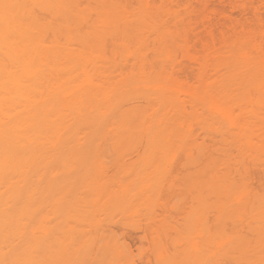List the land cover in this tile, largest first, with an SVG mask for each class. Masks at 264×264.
<instances>
[{"label": "bare ground", "instance_id": "1", "mask_svg": "<svg viewBox=\"0 0 264 264\" xmlns=\"http://www.w3.org/2000/svg\"><path fill=\"white\" fill-rule=\"evenodd\" d=\"M248 1L234 0L233 6L254 12L252 0ZM192 4L191 0H0V264H132L128 244L108 227L120 218L126 224L124 217L135 218L141 212L146 227L142 214L135 220L131 217V222L142 223L132 222L137 226L131 227L148 228L149 234L154 230L150 240L142 233L152 243L147 251L155 254L154 264H212L216 248L231 242L224 243L223 238V243L214 244L219 238L211 233L206 215L213 208L207 205L212 197L229 198L233 164L242 159L264 163V47L256 33L263 25L257 17L254 24L228 19V29L214 34L210 25L208 38L193 41ZM179 58L191 62L192 74L181 67ZM136 145L141 156L134 153L141 159L136 155L133 162ZM187 149L195 153L193 163L188 162L195 169L186 173L187 180L181 175L188 183L179 179L185 183L179 181V186H189L190 194L194 187L197 193L191 195L197 200L187 189L177 190L178 177L176 181L171 177L174 182L168 186L173 170L170 176L165 172L172 165L166 158L174 159ZM129 150L133 157L129 154L125 165L122 159ZM61 158L68 159L67 170L63 164V171L58 170ZM137 159L143 163L141 169ZM131 163L137 173L128 166ZM121 169L125 174H119ZM164 173L169 176L167 188L179 192L174 197L186 193L192 203L197 201V210L191 204L195 210L189 211H195L196 221L193 214L192 221L188 213L184 217L198 226L195 240L188 241L193 242L190 249L182 240L183 228L179 227V237L174 224L167 225L169 231L162 227L171 217L164 216L167 211L161 216L153 214L154 206L153 213L145 211L152 199L149 205L156 202V207L164 199L159 198L167 189L160 182ZM142 181L149 183L147 189H142ZM148 188L160 191L154 194L159 201L163 198L160 203L153 202L151 194L142 197ZM138 199L142 202L134 204L140 211L135 207L137 213L130 214ZM66 206L74 216L67 214L70 210L64 213ZM107 210L112 223L105 221L111 218L104 217ZM149 218L163 230L154 221L157 230L153 229ZM173 227H177L171 232L174 236L170 233L173 237L164 235ZM160 231L165 237L160 238ZM168 237L177 239L168 240L169 248L163 242ZM223 252H217L218 261L230 255ZM214 259V264H221Z\"/></svg>", "mask_w": 264, "mask_h": 264}, {"label": "rangeland", "instance_id": "2", "mask_svg": "<svg viewBox=\"0 0 264 264\" xmlns=\"http://www.w3.org/2000/svg\"><path fill=\"white\" fill-rule=\"evenodd\" d=\"M153 1H157V0H153ZM181 1H184V0H181ZM247 2H249L248 0H246ZM251 1V0H250ZM264 0H262V2H263ZM193 2V4H192V6H193V8H194V10L192 11V16H191V18H190V25H192V27H193V30H191L192 32H191V34H189V36L191 35L192 36V40L193 41H198L199 40V38H208L207 37V33H206V28H208V26H210L211 28H212V30H213V33L214 34H217V33H219V31L220 30H225V29H228L227 28V24L229 23V21H228V19H230V21L232 20L234 23H238V22H244V24H246L247 22L250 24V22H252L253 20L255 21L256 20V17L257 18H260L261 19V25H263V26H261V28H260V32L258 33V32H256L258 35H257V38H258V40H259V42H261L262 41V46L264 47V3H262L261 2V0H252L251 2H253V7L255 8V11L254 12H257V15H255L254 14V12L253 11H249V10H245V9H243V8H239L238 9V7L236 8V6L234 7L233 5H234V0H191V3ZM263 4V5H262ZM235 8V9H234ZM216 11H223L226 15H229V16H227V17H223L222 15H224V16H226L225 14H219V13H217ZM214 12V13H213ZM232 13V14H231ZM232 15V19H231V15ZM222 16V17H221ZM230 17V18H229ZM225 18H227V19H225ZM192 20V21H191ZM252 20V21H251ZM250 21V22H249ZM253 21V24L255 23ZM228 22V23H227ZM243 24V23H242ZM252 24V23H251ZM255 25H257L258 26V24H257V22H256V24ZM191 27V28H192ZM257 28V27H256ZM258 31V30H257ZM189 33H190V31H189ZM256 37V36H255ZM257 38H255V39H257ZM191 39H190V41H191ZM193 41L191 42V43H193ZM196 43H198V42H196ZM198 47V46H197ZM193 49V48H192ZM194 50V49H193ZM192 50V51H193ZM196 50H198V48L196 49ZM179 54V53H178ZM180 56H181V53H180ZM180 59V63H181V67H183L184 69H186V73L187 74H189L191 71H194L193 70V68H192V65H191V62H189L188 60H186V59H183V58H179ZM189 72V73H188ZM186 73H185V75H186ZM190 74H192V73H190ZM189 74V75H190ZM182 75V74H181ZM192 76L193 75H191V78H192ZM183 77H184V74H183ZM191 80V79H190ZM189 81V80H188ZM139 148H140V150L142 151V149H141V147H140V145H136V147H135V149H133V150H135V151H133V150H129V152L127 153V151L125 152V156L127 155V158L126 159H122V162L124 163L125 162V165L127 164L126 163V161L125 160H129V157L128 156H130L131 155V153H130V151H133V153H132V155L133 156H135V157H133L132 155H131V157H133V162H134V159L136 158V155L139 157V159H141L140 158V156H141V151L139 150ZM190 150L191 149H187V150H185V151H187V154H189L190 155V159L188 160V159H186V156H184L183 154L185 153V151H184V153H183V151L181 152V151H179V154L178 155H176V157L174 158V159H172L174 156V154L172 155L173 157L171 158V156L170 157H168V158H166L167 159V163H169V164H172V165H168V164H166V165H168V170H166L165 172H167V174L168 173H170L172 170V172H171V174L170 175H172V176H170L169 174V176H170V178H168V180L170 181V183H168V186H170L171 184L173 185V183L172 182H174V181H171L173 178H171V177H174V180L176 181V179H175V177L177 178V181H176V183H178L177 184V190L178 191H180V193L181 192H184L186 189H184V187L182 188L181 186V184L182 183H184L185 181V179L187 180V175L188 174H190V172L192 173L193 172V170L195 169L194 168V164H192L193 162V158L195 157V153H193V149H192V151L190 152ZM134 152H138V154L140 155H138V154H136L135 155V153ZM177 152V151H176ZM183 153V154H181V153ZM195 152V151H194ZM127 153V154H126ZM175 153V152H174ZM130 154V155H129ZM123 155V156H124ZM189 155L187 156V157H189ZM193 156V157H192ZM130 157V158H131ZM170 158V159H169ZM192 158V159H191ZM61 159H64V161H63V163H62V160H60V161H58L60 164H58V165H61V168L60 169H58V170H62L63 171V169H64V167H65V164H64V162H66L68 159L67 158H61ZM65 159H67L66 161H65ZM139 159H137L136 161H138ZM59 160V159H58ZM74 160V159H73ZM80 160V159H79ZM77 161V160H75V162L77 161V163L78 162H81V161ZM107 161H108V159H106ZM124 160V161H123ZM188 160V161H187ZM70 161L72 162V160L70 159ZM106 161V162H107ZM166 160H164V162H165ZM192 162V163H190V166H193L192 168L190 167V166H188V162ZM57 162V161H56ZM74 162V161H73ZM110 162V161H109ZM130 162H131V160H130ZM138 163H141L140 162V160H139V162ZM137 163V164H138ZM62 164H63V168H62ZM68 164V163H67ZM110 164H112V163H110ZM109 164V166H112V165H110ZM121 164V163H120ZM133 164L134 163H131V164H128V166L130 165V169H131V167L133 166ZM137 164H135V165H137ZM143 163H141V164H138L136 167L138 168V169H141V165H142ZM192 164V165H191ZM107 165H108V163H107ZM124 165V164H123ZM121 167L120 168H122L123 166L122 165H120ZM164 166V167H165ZM57 167H60V166H57ZM114 167H115V165H114ZM134 167V166H133ZM132 167V168H133ZM165 167V168H166ZM68 169V166L67 167H65V169ZM126 168V167H125ZM129 168V167H128ZM128 168H126V169H123V170H126V174L128 173L129 174V169ZM135 168V167H134ZM166 168V169H167ZM66 169V170H67ZM127 169H128V171H127ZM132 170V169H131ZM62 171H60V173L62 172ZM135 171H136V173H137V170H135L134 169V171L132 170V172H134L135 173ZM169 171V172H168ZM186 171V172H185ZM190 171V172H189ZM121 172H122V169H121V171H120V173L119 174H121ZM164 172V171H163ZM174 172V173H173ZM189 172V173H188ZM232 172H233V174L231 175L232 177H233V183H232V185L233 186H231V191L228 189V191H226V193L228 192V194H230V196H229V198L227 197V195L225 194V196L228 198H226V197H224L223 195L221 196V197H219V199L217 198H215V199H213V197H212V200L213 201H217L216 203H215V206L216 207H212V203L210 204V202H212V200L210 201V200H208L209 202V204L207 205V206H209V208H213L212 210H210V209H208L209 210V212L207 213V214H209V215H206V216H209V225H210V227H211V233H214L215 235H216V237L214 238V239H216V238H219V239H216V241L214 242V244H216V242L218 243V242H220L221 241V243H223L224 241V243H226V241L228 242V241H231L230 243H226V244H224V245H222L220 248H216L217 249V252H218V254H220L221 252H223L224 250H226V252H227V250L230 252L229 254V256L228 255H226V256H228V258H226V256L225 255H223V256H225V258L226 259H219L220 261H218L217 259L219 258L217 255V252L215 251L214 252V250H212L213 252H214V254H216V256H217V258H216V256L214 257V258H212V261H211V263L212 264H214L213 263V259H214V261H218L219 263H221V264H264V163L262 162V161H252V160H248V159H242L241 160V162H240V164H233L232 165ZM124 174H125V172H123ZM123 173L121 174V175H123ZM131 173V172H130ZM186 173H187V175H186ZM163 174V173H162ZM165 175H166V173H164ZM173 174H177L176 176L174 175L173 176ZM180 174V175H179ZM183 174H185L186 175V177L183 175ZM131 175H133V179H134V174H131ZM137 175V174H136ZM168 175H166V176H164L163 177V175H161L162 176V178H163V181L165 182H163L162 181V178H160V180H157V182L158 181H160V182H162L163 184H165L164 186L161 184V186H162V188H163V190H165L166 188H167V182H169V181H167V176ZM181 175L184 177H181ZM120 176V175H119ZM129 176H130V174H129ZM129 176H128V180H129ZM138 176V175H137ZM160 176V175H159ZM160 176V177H161ZM168 176V177H169ZM179 176H180V178H179ZM124 177H125V175H124ZM151 177V176H150ZM158 177V176H157ZM126 178V177H125ZM135 178H137V177H135ZM184 180H183V179ZM123 179V178H122ZM140 178H138L137 179V181L139 180ZM148 179H149V176H148ZM148 179H146V180H148ZM151 179V178H150ZM149 179V180H150ZM156 179V178H155ZM165 179H166V181H165ZM179 179H182L183 181H181V180H179ZM128 180H127V182L126 183H129L128 182ZM130 180H132V176H131V179ZM129 180V181H130ZM43 181H44V179H43ZM120 181H122V183H123V181H125V180H121L120 179ZM133 182L135 181V180H132ZM140 181V180H139ZM179 181H181L182 183L180 184V182ZM74 182V181H73ZM43 183H45V181L43 182ZM76 183V182H75ZM125 183V184H126ZM138 184H139V182H137ZM146 183H148L147 181H146ZM145 181L143 182L142 181V189L143 188H146V187H144L145 186ZM176 183H174L175 184V187H176ZM186 183V182H185ZM184 183V184H185ZM187 183H188V181H187ZM187 183L185 184V185H187ZM78 184V183H77ZM76 184V185H77ZM141 184V183H140ZM144 184V185H143ZM160 184H158V185H160ZM44 185V184H43ZM151 185H152V183H151ZM179 185H181V186H179ZM44 186H46V184L44 185ZM75 186V185H74ZM148 186H149V183H148ZM147 186V187H148ZM178 186L180 187V189L182 188V190L183 191H181L180 189H178ZM76 187V186H75ZM172 187V186H171ZM191 187H193V186H191ZM190 187V188H191ZM74 188V187H73ZM151 188V187H150ZM157 188V191H158V188H159V186L158 187H156ZM161 187H160V189H162ZM169 188V190H167ZM166 190L167 191H170V187H168ZM75 189V188H74ZM76 189H78V188H76ZM147 189V188H146ZM153 189V188H152ZM189 189V188H188ZM187 189V190H188ZM79 190V189H78ZM151 190V189H150ZM163 190H161V191H163ZM164 191V192H161V194L162 193H165V194H163V195H160V197L159 196H154V194L157 192L156 190H155V192L153 193L152 191L150 192L149 191V188H148V191H146L145 190V193H144V190H142L143 191V193L144 194H146L145 196H142V197H145L146 198V196H149V194H151V198H154L155 197V200L153 201V202H155L157 199L156 198H161V196L164 198H162V199H160V201H161V204L159 205V206H157L156 207V205H154V204H156V202L155 203H152L153 205H149V204H151V201L153 200H151L150 201V203L149 204H147L148 206H149V209L147 210V208H146V206L144 207V205H142L144 208H146L145 209V211L147 212V213H153L154 211H153V206H154V210H156V213H153V214H155V216H156V214L158 215V216H161V214L163 213H165L164 211H167L166 212V214H164V216L166 215L167 216V214L170 216L171 215V217H170V220H169V222L167 221V223H165V224H163V223H161V226H162V224H163V226L162 227H164L165 229V231L166 230H168L169 231V229H167L168 227H171V223L172 224H174V225H172V226H177L178 227V229H180V228H183V232H184V234L181 232V229L180 230H175V228H177V227H173L172 229L170 228V232L168 233V231H167V233L165 232V231H163V233H164V235L165 234H169V235H173L174 236V234H176V235H178L179 233H182L181 234V236L182 237H184L182 240H184L185 241V239H186V241L184 242V241H182V240H178V242L179 241H182L181 243H183L184 242V244L187 246V249H190V248H188V244H191V243H193V242H188L189 240L191 241H194L195 240V234L197 233V227H195L194 225H193V223L196 221V218H197V216H195V214H193L194 215V218H195V221L193 222V223H190L191 225H190V228L188 227L189 226V223H188V221H186L187 219V217L190 215V217L188 218V219H190L191 221L192 220H194V219H192L191 217H193L192 216V214L191 213H189V211H193V209H194V207H195V209L197 210V205L195 204L197 201H194L195 199H196V197H194V196H192L191 194H194L195 195V193H197V192H194V187H193V190L192 189H190V192L191 191H193V192H191V194L190 193H188L189 192V190L186 192L187 194H190V198H191V196L193 197L192 199H194L193 200V203H192V201H191V199L190 198H188V196L189 195H187L186 193H184V195H181V194H179L178 195V197H174L173 195H175V193H176V195L179 193V192H176V188L174 189L173 187H172V192L174 191V193L172 194V196L170 197L169 195L172 193L171 191V193L170 192H168V193H170V194H168L167 193V191ZM230 191V192H229ZM160 192V191H159ZM158 192V193H159ZM78 193V192H77ZM153 193V194H152ZM158 193H156V194H158ZM224 193V192H223ZM160 194V193H159ZM158 194V195H159ZM140 195H142V193L140 194ZM140 195H138V198L140 197ZM169 197H168V196ZM181 195V196H180ZM197 195V194H196ZM185 197H187V198H185ZM222 197H224V199L222 198ZM136 198H137V196H136ZM141 198V197H140ZM139 198V199H140ZM145 198H141L142 199V201H144L145 200ZM150 198V197H149ZM169 198V199H168ZM182 198V199H181ZM136 200L135 202H133V204L135 203H137V201H138V203H139V201L140 200ZM187 200V202L186 201H184V200ZM190 199V200H189ZM209 199H211V198H209ZM225 199H227V200H225ZM148 200V199H147ZM178 200H180L179 201V203H177L178 202ZM197 200V199H196ZM142 201H140V203L142 202ZM149 201V200H148ZM147 201V202H148ZM157 201H159V200H157ZM160 201H159V203H160ZM170 201V202H169ZM172 201L174 202L173 204H171L172 203ZM184 201V202H183ZM189 201V202H188ZM190 201H191V203H190ZM176 202V203H175ZM82 204H80L81 206H82V209H84L85 210V208H83V202H81ZM163 203H165V204H163ZM169 203H170V205H169ZM182 203H184V204H182ZM186 203V204H185ZM189 203H190V205H189ZM70 204V203H69ZM69 204H66V205H69ZM135 204H134V208H131V209H129V210H131L132 211V213L129 211V210H127V211H129V213L130 214H133V211H134V214H136L137 212H136V210H135V207H136V209H138V206L137 205H139V204H137L136 206H135ZM145 204V203H144ZM182 204V205H181ZM191 204L192 205H194V207L193 206H191ZM198 204V203H197ZM60 205V204H59ZM163 205V206H162ZM188 205H189V207H191L190 208V210H186V209H189L188 208ZM60 206H62V205H60ZM70 206V205H69ZM69 206H66V212H64V213H67V211H69L70 209H69ZM133 206V205H132ZM140 206V205H139ZM147 206V207H148ZM152 206V207H151ZM160 206H162V207H160ZM185 206H186V209H185ZM211 206V207H210ZM213 206H214V204H213ZM151 207V208H150ZM156 207V208H155ZM164 207V208H163ZM167 207V208H166ZM172 207H173V209H172ZM177 207V208H176ZM178 207H180V209H182V210H180ZM61 208V207H60ZM68 208V209H67ZM71 208V207H70ZM79 208H80V206H79ZM139 208H141V207H139ZM144 208H142V209H144ZM162 208V209H161ZM206 208V209H205ZM81 209V211H82V213H83V210ZM120 208H118V209H115L116 211H119L118 213H117V217H116V215L114 216V217H116V218H118V215H119V213H121V211L119 210ZM132 209H134V210H132ZM160 209L162 210V211H160ZM178 209H179V211H178ZM194 209V210H195ZM71 210H72V208H71ZM70 210V212H72L71 214H69V212L67 213L68 215H72L73 214V211L74 210H72L71 211ZM80 210V209H79ZM102 210H104V209H102ZM112 210H113V208L111 209V211H110V214H111V212H112ZM115 210H114V212H115ZM125 210V209H124ZM124 210H122L123 211V214H124ZM153 212H152V211ZM185 212H184V211ZM204 210L206 211L207 210V207H204ZM203 210V211H204ZM126 211V210H125ZM126 211V213L125 214H127L128 212ZM140 210L138 209V212H139ZM142 211V210H141ZM150 211V212H149ZM191 211V212H192ZM59 212L63 215V213L59 210ZM98 213H99V211H97ZM96 212V214H98ZM104 212V211H103ZM106 212H108V210L107 211H105L104 212V217L106 218L107 216H110L111 218H104L105 219V221L107 222V220H109L111 223H112V221H111V219H112V214L110 215L109 213H106ZM145 212V213H146ZM170 212V213H169ZM183 212V213H182ZM216 214H215V213ZM60 213H58V214H60ZM81 213V212H80ZM86 213H87V211H86ZM129 213L127 214L128 215V217H129ZM182 213V214H181ZM186 213H188L187 215L188 216H185V214ZM202 213V212H201ZM213 213V214H212ZM60 214V215H61ZM100 214V213H99ZM108 214V215H107ZM133 214V215H134ZM140 214V213H139ZM141 214H142V217H140L141 219H142V222H144V224H143V226H145V221L143 220V219H145L144 217V212L142 213L141 212ZM141 214L140 215H138V217L139 216H141ZM181 214V215H180ZM101 215V214H100ZM99 215V216H100ZM105 215H107V216H105ZM126 215V216H127ZM184 215V216H183ZM202 215V214H201ZM212 215H214V216H212ZM72 216H74V214L72 215ZM72 216H70V218L72 219L73 217ZM76 216V215H75ZM78 216V215H77ZM121 216V215H120ZM122 216H125V215H122ZM136 216V215H135ZM147 216V215H146ZM149 216V215H148ZM150 216H151V214H150ZM155 216H153V218L155 217ZM165 216V217H166ZM182 216H183V219H182ZM216 216H218V218L216 217ZM60 218H61V216H59ZM80 217V216H79ZM131 217L133 218L134 216H132L131 215ZM131 217H130V219H131ZM137 217V216H136ZM135 217V218H136ZM137 217V218H138ZM152 217V216H151ZM165 217H164V219H165ZM184 217H186V218H184ZM202 217V219H203V216H201ZM63 218V217H62ZM61 218V219H62ZM65 219L64 220H66V217H64ZM100 218V217H99ZM120 218V217H119ZM127 217H124V219H123V221L124 222H126V224L125 223H123V222H121V218H120V220L119 221H117L118 219H116V221L119 223H117L116 224V222H115V224H113V225H111L110 227H108V229L111 231L112 230V232H113V229L116 231L115 233H117V234H119L121 237H122V239L123 240H125V241H123V242H125V244L127 245L128 244V248H129V250H130V254H129V251H128V254H129V257L127 256V258L129 259V258H131V260H132V264H154L155 262H153L154 260L152 259L153 258V256L155 255H153V256H150L148 253H151V252H149V251H151L150 250V248H151V245H152V243H151V241L149 242V240H150V237H151V233H152V231H154V230H152V226L154 227V223H156L157 225H158V223L157 222H155L154 221V219H156V218H154V219H152L153 221H154V223H152L153 221H151V219L149 218L148 220H150V223H152L151 225V233L149 234V232H150V229H148V228H146L147 230H149V232L147 231V230H145V227H143V229H144V231L142 232L141 230H143L142 228H140V227H137V230H136V228H133L132 229V227L131 226H134L133 224H131L132 222H134L133 220H132V222H131V220L129 219V218H127V220L129 219L130 221H128V222H130L129 224H127V221H125V219H126ZM135 218H133L134 220H135ZM161 218V219H160ZM159 219H160V222H161V220L163 221V215H162V217H160ZM167 218V217H166ZM215 218H217V219H215ZM59 219V218H58ZM67 219H69V217L67 218ZM71 219H69V220H71ZM104 219H101V220H104ZM114 219V218H113ZM141 219L140 220H136V222H134V223H137V221H139V223H141ZM174 219V220H173ZM205 219V218H204ZM207 219V220H208ZM60 220V219H59ZM63 220V221H64ZM68 220V221H69ZM100 219H99V221L98 222H100L101 221ZM146 220V219H145ZM189 220V221H190ZM214 221V223H213V221ZM108 221V222H109ZM156 221H157V219H156ZM165 221H166V219H165ZM202 221H204V220H202ZM212 221V222H211ZM65 222V223H64ZM63 223L64 224H66V222L67 221H64ZM104 222V221H103ZM103 222H101L103 225L104 224H107L106 222L105 223H103ZM147 222V221H146ZM160 222H159V224H160ZM164 222V221H163ZM176 222V223H175ZM207 222V223H208ZM60 223L62 224V222L60 221ZM68 223V222H67ZM100 223V225H102ZM120 223H122V224H120ZM170 225H169V224ZM184 223H185V225H184ZM216 223V224H215ZM61 224H59V225H61ZM138 224V223H137ZM137 224L135 225V226H137ZM142 224V223H141ZM181 224V225H180ZM183 224V225H182ZM195 224H196V222H195ZM212 224V225H211ZM110 225V224H109ZM125 225V227H123ZM130 227H128V226ZM139 225V224H138ZM147 225V224H146ZM148 225H149V223H148ZM157 225H156V227H154L153 229H155V230H157V229H161V231L163 230V228L161 227H159V225H158V228H157ZM165 225V226H164ZM167 225H168V227H167ZM187 225V226H186ZM207 225V224H206ZM62 226V225H61ZM60 226V227H61ZM66 226H67V224H66ZM107 226H108V224H107ZM119 226V227H118ZM121 226V227H120ZM134 226V227H135ZM59 227V226H58ZM63 227V226H62ZM65 227V226H64ZM104 227H106L105 225H104ZM167 227V228H166ZM180 227V228H179ZM191 227H192V229H191ZM194 227V228H193ZM111 228V229H110ZM113 228V229H112ZM122 228V229H121ZM125 228V229H124ZM127 228V229H126ZM138 228H140V229H138ZM157 228V229H156ZM186 228V229H185ZM197 228V229H196ZM206 228V227H205ZM185 229V230H184ZM195 229H196V233L194 232L195 231ZM208 229H209V232H210V228L208 227ZM214 229V230H213ZM176 232H175V231ZM193 230V231H192ZM207 230V229H206ZM160 231V233L162 234V232ZM174 231V234L173 233H171V232H173ZM178 231V232H177ZM180 231V232H179ZM144 232H146L147 234H149V238H147V239H149L148 241H146L144 238H146V235H144V234H142V233H144ZM157 232H159V231H157ZM186 232V233H185ZM192 234H191V233ZM193 232H194V234H193ZM207 232H208V230H207ZM153 233H155V232H153ZM152 233V236L154 235ZM171 233V234H170ZM206 233V232H205ZM210 233V235L212 236V234ZM112 234V233H111ZM113 234H114V232H113ZM117 234H114V235H117ZM160 234V235H161ZM191 234V236L190 237H188L189 235ZM118 235V236H119ZM142 235H144L145 237H143ZM156 235V234H155ZM157 235H159L158 233H157ZM163 235V234H162ZM161 236L160 238H163V237H165V236ZM171 235V236H172ZM185 235V236H184ZM195 235V236H194ZM168 235H166V237H167ZM172 236V237H173ZM180 236V234H179V237H181ZM114 237V236H113ZM117 237V236H116ZM115 237V238H116ZM171 237V238H172ZM176 237V236H175ZM186 237V238H185ZM192 237H193V239H192ZM171 238H164V240H163V242L165 243L164 245H166V247H168L169 248V246H168V244H169V242L170 241H172L171 240ZM178 238V237H177ZM188 238V239H187ZM223 238H224V241H223ZM225 238H226V240H225ZM229 240H228V239ZM118 239V238H117ZM116 239V240H117ZM121 239V238H120ZM120 239H118V240H120ZM167 239V240H166ZM178 239H181V238H178ZM168 240H170V241H168ZM177 241V239H174L173 241ZM196 240H197V238H196ZM218 240V241H217ZM161 241V243H162V239L160 240ZM198 241V240H197ZM196 241V242H197ZM186 242H188V243H186ZM203 242V241H202ZM119 243H121V242H119ZM118 243V244H119ZM148 243L150 244L149 246H148ZM122 244V243H121ZM124 244V243H123ZM163 244V243H162ZM172 244V243H171ZM183 244V246H185ZM214 244H212V245H214ZM126 245H125V248H126ZM180 245H182V244H180ZM171 246V245H170ZM216 246H217V244H216ZM215 246V247H216ZM220 246V245H219ZM124 247V246H123ZM150 247V248H149ZM172 247V246H171ZM190 247V246H189ZM213 247V246H212ZM128 248H126V249H128ZM183 249L184 248H186V247H182ZM180 249H181V247H180ZM211 249H215V248H210L209 247V251L211 250ZM147 250H149V251H147ZM153 250V249H152ZM208 251V252H209ZM212 251H210V253H212ZM141 253H146V255H149L150 257L148 258L147 256H145V257H143L142 255L143 254H141ZM127 254V255H128ZM222 254V253H221ZM220 254V255H221ZM223 254H225L224 252H223ZM228 254V253H227ZM219 255V256H220ZM143 258H142V257ZM156 257V256H155ZM154 257V258H155ZM221 257V256H220ZM130 259H129V262L131 261ZM150 263H149V262ZM157 262V261H156ZM217 262V263H218ZM157 264V263H156Z\"/></svg>", "mask_w": 264, "mask_h": 264}]
</instances>
